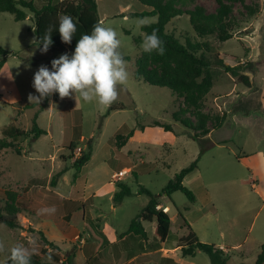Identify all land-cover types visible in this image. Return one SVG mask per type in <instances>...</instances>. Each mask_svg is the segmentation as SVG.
<instances>
[{
    "label": "rangeland",
    "instance_id": "374dc122",
    "mask_svg": "<svg viewBox=\"0 0 264 264\" xmlns=\"http://www.w3.org/2000/svg\"><path fill=\"white\" fill-rule=\"evenodd\" d=\"M45 1L34 0V3L42 8ZM96 1L101 21L119 33L123 58L131 57V61H126L128 79L117 86L118 96L110 104H101L98 100L83 102L79 97L76 101L75 94L56 100L52 93L48 107L39 112L38 103L29 100V95H39L33 87L34 73L41 65L50 68L53 59L67 52L49 49L41 53L32 43L36 38L33 13L28 12L22 21H16L10 13H0V51L6 52V55L0 52V141L4 127L14 125L28 132L35 116L40 128L47 131L36 140L31 134L19 139L21 155L14 148L0 151V243L3 244L0 261L7 264L10 249L21 241L30 252H39V232L27 229V237L36 239L31 242L21 237L20 228L12 229L5 221L18 223L26 217L35 219L33 213L39 211V215L45 206L56 205L53 201L56 196L46 190L48 186L66 198L60 199L62 210L71 217L69 223L73 226L82 224L86 180L92 183V189H103L94 198L90 211L100 221L92 223L100 228H92L97 234L99 229H105L109 235L105 243L111 247L113 236L119 241L125 238L121 235L149 204L151 198L140 194V189L161 195L177 173L199 159L197 168L184 181L196 194V203H190L180 191L171 198L165 194L160 198L172 222L166 247H175L189 233L186 220L201 242L222 245L230 252L228 264H255L264 245V0H243L233 5L230 19L233 38L226 42H220L216 36L200 37L187 14L173 18L166 26V32L182 44L187 45L188 41L200 44L202 50L198 55L210 61L213 69H218L215 66L218 59L229 66L244 64V74L252 82L250 88L222 70L211 92L203 99L201 111L211 116L226 114L227 119L216 130L210 124V134L200 140L194 138L196 131L174 119V113L185 109L182 99L167 87L153 86L135 77V60L144 51L142 42L136 41L143 39L142 27L157 23L158 16L124 19L113 15L149 11L139 0ZM197 6L214 13L218 3L217 0L194 3L187 0L181 5L185 10ZM141 20L143 25L139 24ZM112 105L121 110L107 114ZM181 117L197 124L192 112L182 113ZM157 123L170 125L171 130L166 131L156 126ZM132 131L133 140L122 146ZM91 139L94 141L92 160L80 175L74 166L88 153ZM71 142L77 144L73 152L69 150ZM202 148H207L203 154ZM63 170L66 172L57 180V187L52 188L50 181ZM121 171L125 176L115 178ZM31 179H36L34 184L38 188L27 191ZM111 181L117 185H110ZM119 183L127 184L134 195L114 207L112 192L118 190ZM5 191L19 193L21 213L12 215L4 210ZM58 212L56 209V214L45 215L59 216ZM50 225L58 238L57 244L63 249L70 247L72 243L64 239L63 231L53 223ZM155 226V221L145 223L151 243L155 241ZM47 236L52 238L50 232ZM104 245L101 243L97 248ZM164 255L174 262L165 263L156 255L146 264H212L204 252L185 256L178 250ZM76 256V264H88L80 252Z\"/></svg>",
    "mask_w": 264,
    "mask_h": 264
},
{
    "label": "trees",
    "instance_id": "16d2710c",
    "mask_svg": "<svg viewBox=\"0 0 264 264\" xmlns=\"http://www.w3.org/2000/svg\"><path fill=\"white\" fill-rule=\"evenodd\" d=\"M142 4L151 9V11H144L142 13H133V17L144 18L146 16H158L157 23L144 25L142 31L151 34L154 30L159 37L164 41L165 52L163 55L153 51L151 53L142 52L140 58L135 60L136 70L135 77L138 80L144 81L153 86L167 87L177 96L182 99L185 104V109L173 114L174 119L181 122L189 130L196 131L194 138L196 140L204 139L210 134V124L213 130L221 128L227 115H209L201 111V103L205 96L209 94L221 76L222 70L231 75L236 82L243 83L248 87H252L251 79L244 74V64L229 66L225 64L222 59L216 62V68L213 69L212 64L205 57L199 56L198 52L202 50L200 44H194L190 41L187 45L182 44L175 36L166 32L167 24L175 17L187 14L190 17L191 24L195 32L200 37L216 36L220 42H226L233 38L232 27L230 24L231 15L233 13V5L243 0H217L218 8L214 13H209L204 7L197 6L194 9H183L181 5L185 4L187 0H139ZM196 0H189L194 3ZM248 10L250 7H246ZM28 12L34 14L35 18V33L36 38L44 35L49 28L53 30L52 40L53 44L49 49L55 51L69 52L75 49L76 43L82 34L91 33L94 24L101 21L98 4L96 0H46L42 8H38L34 0H0V13H10L14 16L16 21L25 20L28 17ZM59 14H69L77 21V32L75 33L72 42L66 44L61 40L58 26ZM143 39H138L137 44ZM6 55L5 51H0ZM69 54V53H68ZM70 55V54H69ZM125 61H131V57H125ZM3 64H1L2 66ZM56 100L60 99L58 93H55ZM50 95L38 104L39 112H43L49 104ZM123 109V108H122ZM121 110L115 106H110L108 113ZM192 112V116L196 119L197 124L194 125L190 120L183 119L182 113L186 114ZM156 126L171 130L170 125H163L157 123ZM32 135V139L36 140L42 135H46L47 131L40 128L37 122V116L33 119L32 128L27 132L17 126L9 125L2 130L3 139L0 141V151L8 148H14L19 155L22 151L18 148L17 142L19 139ZM134 136V132H130L124 140L126 145L130 138ZM93 139L88 142V153L82 156L80 161L75 163L74 168L79 174L81 168L88 164L93 155ZM227 143V142H225ZM121 145V144H120ZM77 144L71 142L69 150L75 151ZM207 148H202L203 154ZM198 160L194 161L189 167L177 173L176 176L169 181L163 193L159 196L153 195L145 188L140 189V194H146L151 199L149 204L142 210L134 220H132L127 232L123 233L121 237H134L144 242L148 241V233L144 223L156 222L155 226V241L159 248L167 239L172 222L168 212L163 209H158L161 205L160 198L163 194L171 198L172 195L178 191L182 192L190 201L195 204L197 201L196 194L184 185L186 177L197 168ZM66 172L63 170L56 174L52 180L51 185L55 186L57 180ZM77 175H75V179ZM33 181L30 182V185ZM29 186L25 189L28 190ZM7 205L4 210L9 214L21 213V205L19 201V193L12 191H5ZM131 188L125 183L118 184V191L115 193L113 201L114 205H120L126 198L133 196ZM188 210V208H187ZM182 216V215H181ZM183 217V216H182ZM184 219V218H183ZM5 223L12 229L22 228L19 223L6 220ZM185 226L188 227L189 233L180 238L178 246L185 256H195L199 252L206 253L212 264H228L231 258L230 252L214 245L203 243L199 240L198 235L193 231L188 222L184 221ZM19 243H23L22 241ZM39 245V253H32L31 264H75L71 257L63 259L61 248L50 242L43 232L39 233L37 239ZM7 264H12L11 259ZM245 264V263H243ZM255 264H264V245L262 252L258 256Z\"/></svg>",
    "mask_w": 264,
    "mask_h": 264
},
{
    "label": "clouds",
    "instance_id": "9594fccd",
    "mask_svg": "<svg viewBox=\"0 0 264 264\" xmlns=\"http://www.w3.org/2000/svg\"><path fill=\"white\" fill-rule=\"evenodd\" d=\"M143 20L139 22L143 25ZM78 21L69 14H59L58 31L61 40L70 44L77 32ZM53 30L34 38L32 43L41 53H46L53 44ZM121 39L117 30L102 21L94 24L91 33L82 34L78 39L74 52L64 53L51 61V67L41 65L34 73L33 87L37 95H29L30 102L41 100L52 93L61 98L75 94L83 102L98 100L101 104H110L118 96L117 86L128 79L126 61L121 51ZM141 47L145 52L153 51L163 55L164 41L154 30L144 33ZM30 67V65H29ZM54 206L40 209V213H55ZM3 244L0 243V249ZM32 252L23 243H16L10 249L12 264H31ZM6 264V261H0Z\"/></svg>",
    "mask_w": 264,
    "mask_h": 264
},
{
    "label": "crops",
    "instance_id": "0c3cea01",
    "mask_svg": "<svg viewBox=\"0 0 264 264\" xmlns=\"http://www.w3.org/2000/svg\"><path fill=\"white\" fill-rule=\"evenodd\" d=\"M144 11H147V10H142L140 12H128L126 14L117 13V14H113V15L114 16L121 15L124 17V19H126L128 16H132L131 14H133V13H142ZM149 11H151V9ZM133 138H134V136L132 138H130L129 141H132ZM211 145L213 147V146H215V143L212 142ZM91 160H92V158H91ZM85 166H83L82 170H80V172H79L80 175H81ZM136 168H137V166H135V169ZM125 170L130 171L132 169L127 168ZM132 172H135V171L132 170ZM113 175H112V177H113ZM35 180L36 179L32 180L34 182L32 185H29V189L27 191L34 190L35 188H38L37 184H34ZM76 182H77V178L74 180V183H76ZM91 184H92L91 182L89 184V179L86 180L85 187L87 185V189H84L86 192H84V196H83V200H82L85 202V205L83 206L84 211H83L82 224H80L79 226L78 225H76V226L70 225L69 221H70L71 217L63 212V210H62V203L63 202H61V200H60V199L66 200V198H63L59 194L55 193V191H53L50 188V186H48L46 190H49L50 192L54 193V196H56L53 201H54V203H57L54 206L56 207L55 209H59V212H58L59 216H51L49 214L45 215L46 213H44L43 215H41V213H39V215H38L37 212H39V211H37L36 213H33L36 216L35 219L29 218V217H26L25 219H21V221L18 222L22 226V228H20L21 233H22L21 237L26 238L28 241L33 240L31 242H34L36 240L35 238H32V237L28 238L27 237L28 236V230L27 229L32 228V229L37 231L36 233L43 232L45 237L50 242L58 245L61 248V246L59 244H57L58 238L52 232V231H54V229L51 227L50 224L53 223L61 231H63L64 239H68V240H70V243H72L71 244L72 246L71 245H70V247L67 246L66 249L61 248L63 259L71 257L75 264H76L75 260L77 257L76 256L77 252H80L83 255V257L87 260L88 264H146V263L152 262L153 257H155L156 255H159L160 259L163 262L165 261V263H166V261H172V263L174 262L171 258L166 257L164 254L165 253H167V254L176 253L178 250H180L182 252V250L179 248L178 242H177L175 247H172V248L166 247L167 240L169 238L170 233H169L166 241L159 248L156 246L155 241H154L155 244L151 243L149 241V237H148V241L144 242V241L139 240V239H134V237H130V236H127V237L121 239V241H119L118 239L115 238V236H113L114 241L112 242V240H111V242H110V243H112L111 247L109 244L105 243V240L108 241L109 235L107 234L105 229H99V233L98 234L96 233V231L92 228V226L99 227V225H95L92 222L96 221L95 223L97 224L100 221L97 220L98 217H95L90 212L92 210L91 208L94 207V203H93L94 198L103 189H100V188H98L96 190L94 188L92 189ZM50 185H51V181H50ZM110 185L113 186V185H117V184H115L111 181ZM55 187H57V184L55 186H52V188H55ZM117 191L114 190L112 192L113 198H114V195ZM113 203H114V201H113ZM160 206L163 208H166V206H163V204ZM46 207H48V205L45 206V208ZM114 207H116V206L114 205ZM98 210L100 211V208L97 207V211ZM53 214H56V213H53ZM37 216H39V217H37ZM144 226H145V223H144ZM146 231H147V229H146ZM154 231H155V229H154ZM48 232H50V234H51V237H52L51 239H50V237L48 238V236H47ZM66 243H67V241H66ZM101 243L106 244V246L104 245L102 248L98 249L97 247ZM219 247L228 252V250L225 247H223L222 245ZM35 253H39V252L36 251ZM168 264H170V262H168Z\"/></svg>",
    "mask_w": 264,
    "mask_h": 264
},
{
    "label": "built area",
    "instance_id": "2783aa9c",
    "mask_svg": "<svg viewBox=\"0 0 264 264\" xmlns=\"http://www.w3.org/2000/svg\"><path fill=\"white\" fill-rule=\"evenodd\" d=\"M123 176H125V172H124V171H121V172L116 173V174L114 175V177H115V178H118V179L122 178ZM158 209H163L165 212L168 211L167 208H163V207H161V206H158Z\"/></svg>",
    "mask_w": 264,
    "mask_h": 264
}]
</instances>
